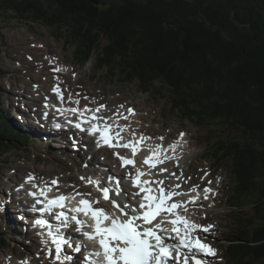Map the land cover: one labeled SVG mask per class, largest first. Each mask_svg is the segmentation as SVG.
Returning a JSON list of instances; mask_svg holds the SVG:
<instances>
[{"label":"trees","instance_id":"obj_1","mask_svg":"<svg viewBox=\"0 0 264 264\" xmlns=\"http://www.w3.org/2000/svg\"><path fill=\"white\" fill-rule=\"evenodd\" d=\"M7 13L65 27L78 62L96 53V71L206 129L212 165L231 175L225 263L264 264V0H0ZM14 130L0 103V155L28 143Z\"/></svg>","mask_w":264,"mask_h":264},{"label":"rangeland","instance_id":"obj_2","mask_svg":"<svg viewBox=\"0 0 264 264\" xmlns=\"http://www.w3.org/2000/svg\"><path fill=\"white\" fill-rule=\"evenodd\" d=\"M7 14L10 15H3L0 18V103L5 119L15 128L14 134H24L28 138L25 140L28 143H16L17 146L10 144L9 150L0 155V231L4 233L7 241L5 246L0 247V264L7 261L11 264L51 263L47 239L41 236L44 234L41 230L36 232L27 227L25 223L29 222L17 214L19 211L15 207L17 201L23 200L28 203L25 192L20 188L28 184H31V188L48 184L59 188L57 189L59 191L68 190L76 184L86 185L87 179L81 178H86L84 172L87 167L90 168L89 174L98 176L104 170H98L97 163L105 167L113 162L114 156L108 155L106 163L99 151L92 153L86 146L81 148L76 145L80 152L78 155L71 150L70 145L62 148L57 143H61L64 137L56 143L54 135L57 134H52L53 132L45 126L37 124L31 126L33 123L27 121L26 116L32 117L33 108H37L35 118L40 121V116L45 114L42 111L45 109L42 100L48 94V87L57 85L62 87L68 98L67 102L77 98L87 108L90 102L96 103L92 104L93 107L105 102L109 111L120 104L134 105L138 112L124 124L125 130L127 135H145L146 149L151 148L156 135L154 133L161 138L165 134L168 137L185 131L182 140L177 141L174 146L183 147L179 152L180 158L176 161L171 160L173 162L169 164V160L164 161L159 167L152 169V172L157 178H167L166 182L173 185L177 176H182L189 191H192V182L198 183L201 180L212 182V187L216 189L214 194L216 198L204 204L205 209L198 218L205 224L215 226L208 239L216 246L222 258L226 244L223 238L232 226L230 212L234 209L230 208L226 199L231 175L227 163L221 164L218 168L212 165L213 160L206 153V144L201 143L205 136L207 140L206 129H200L194 123L182 119L175 111H170L168 105L164 106V99L161 97H153L148 92L143 93L137 81L123 84L119 78L110 79L108 75H103V71H96L94 66L96 53L87 62H78L74 57L75 43L67 41L65 27H49L29 19L15 17L13 13ZM53 68L61 70L55 73ZM22 116L28 123L24 126L20 123ZM26 125L30 126L33 131L31 133L34 134L28 130L25 132ZM43 133L49 136L46 137L49 141L44 139ZM213 135L209 134L210 137ZM84 152L85 155L82 157ZM90 156L95 162L94 168L88 163ZM76 158L78 164L74 162ZM84 161L85 167L84 164H80ZM111 168L119 171L115 166ZM159 168H165L167 172L159 173ZM95 169L97 173L93 172ZM205 172H210L213 179H205L207 175ZM173 173L175 175H172ZM30 176H33L35 181H28L30 183L25 184L23 180ZM53 180L58 183L53 185ZM92 191L87 190L85 193L89 194ZM73 196L76 197L77 194L73 193ZM1 206H5V209L1 210ZM250 208L251 204L248 203L244 211L249 212ZM32 232L40 237H36ZM25 255L26 260L21 258ZM220 258L215 261L218 264H226L224 259Z\"/></svg>","mask_w":264,"mask_h":264},{"label":"snow or ice","instance_id":"obj_3","mask_svg":"<svg viewBox=\"0 0 264 264\" xmlns=\"http://www.w3.org/2000/svg\"><path fill=\"white\" fill-rule=\"evenodd\" d=\"M54 71H60L56 68ZM59 94V88L53 89ZM61 100L63 95L60 94ZM78 103V102H77ZM104 105H100L95 110L85 107L84 109L72 108L69 111L78 113L80 120L76 123L77 128H82L84 123H88L87 129L90 134H98L97 144L103 143L110 148H129L133 158H126L116 155L121 161L122 166L132 165L135 167V175H128L133 186L138 189L133 193L139 196L137 205H122L118 202L117 197L122 194L119 187V181L116 180L115 187H100V181L87 179L88 183L96 185L97 189L102 192L104 200L108 201L119 213L109 214L104 208L93 206L99 204V201L90 202L81 199L77 207L73 209L75 213H83L91 218L92 223L89 225L92 231H83L84 221L78 219L76 215L71 216V220L78 225L77 232H83V235L89 240L96 241L99 244L100 251L96 256H103V261L89 260L86 257L87 264H207V261L200 258L198 254L215 255V249L203 242L199 235H194L198 230L208 232L212 225L202 226L188 219L182 212H186V202L175 199L183 195L177 191L179 184L166 183L167 178H157L151 171L156 169L167 156L161 155V146L157 145L150 155L143 161L148 166V170L136 165L134 157L140 151L138 145L144 143L145 137L141 136L139 140L122 142L121 132L123 129L117 123L115 127L108 123V118L97 115ZM122 107V106H121ZM129 112L132 110L129 109ZM90 114V115H88ZM183 135V134H181ZM174 147V146H172ZM159 173L167 172L165 168H159ZM172 175H175L174 173ZM145 176L150 179H144ZM33 177H29L32 180ZM109 179H113L109 177ZM179 179V177H177ZM58 182L53 180L52 184ZM198 186H193L192 191H196ZM47 188H41L39 195L45 199L37 198V204H44L40 212H52L55 207L63 209L65 207L66 197L63 195L49 199L47 197ZM211 188H205V194L211 192ZM36 196V193H31ZM126 195V194H125ZM197 197H190L188 202L194 203ZM207 195H205V199ZM46 201V202H45ZM56 220L60 225L53 226L45 219L36 220V224L47 229V235L55 247L56 260H62V251L65 245L72 246V242L66 238L60 230L61 227L67 226L69 217L61 211L56 215ZM155 221V223H154ZM167 225H171L168 227ZM174 234V236H173ZM174 241V242H168ZM75 252L81 251V245L74 247ZM72 257L63 256V260H69Z\"/></svg>","mask_w":264,"mask_h":264},{"label":"bare ground","instance_id":"obj_4","mask_svg":"<svg viewBox=\"0 0 264 264\" xmlns=\"http://www.w3.org/2000/svg\"><path fill=\"white\" fill-rule=\"evenodd\" d=\"M163 114V113H162ZM171 114V113H170ZM165 115V114H164ZM177 115V114H176ZM23 117V119H22V121L20 122V123H22L21 125L22 126H24V124L26 123V124H28L27 123V121L25 120V118H24V116H22ZM178 117V116H177ZM33 123V122H32ZM26 127V131L25 132H27V130L28 131H30L29 133H31V132H33L32 131V129L31 128H29L30 126H25ZM47 128V127H46ZM46 128H43V129H46ZM35 129V128H34ZM19 130H21V129H19ZM50 132H51V130H49ZM53 133L52 134H57V135H54L55 136V138H54V140H55V142L57 143V140H61V138H63V140L61 141V143H57V145L58 146H60V147H62V148H65V147H67V145H69V144H71V140L68 138V139H65L66 137H65V135H63L62 133H60V132H57V131H52ZM31 134H34V133H31ZM19 135V134H18ZM44 135V139H46V140H48V138H46V137H49V136H47L45 133L43 134ZM52 139H53V136H52ZM49 141V140H48ZM78 147L80 146L79 144H76ZM95 152H97V151H95ZM103 152L104 153H108V149H104L103 150ZM80 152L78 151V148H77V150H76V154L78 155ZM100 153V152H99ZM109 154V153H108ZM85 155V153L82 155V157ZM81 157V156H80ZM86 157H87V154H86ZM74 159V158H73ZM88 163L90 164V166H92V168H94L95 167V162H94V160H93V158H91L90 160H88ZM213 164V163H212ZM88 169H90L89 167H87L86 168V173L89 175V176H91L92 178H94V179H98V180H102V179H100V178H98V176L97 175H95V174H93V176H92V174H89L88 173ZM97 169H95V171H96ZM94 170H93V172L94 173H97V171L95 172ZM99 172V171H98ZM102 173H106V170H104ZM36 174V173H35ZM14 180V179H13ZM25 182V181H24ZM100 183H102V182H100ZM81 186V189H83V190H86L87 189V187L86 186H84V185H80ZM196 192V191H195ZM26 200H29L28 198L26 199ZM18 202V201H17ZM7 205V204H6ZM19 206V205H18ZM16 207V210H19L18 212H23L24 210H25V208H23V209H21L20 210V207H17V206H15ZM18 208V209H17ZM5 209V208H4ZM26 215H29V213L28 212H26ZM24 217V216H23ZM26 220H27V218H25ZM19 222V221H18ZM27 232V231H26ZM38 237H40V235L38 236ZM43 237V236H42Z\"/></svg>","mask_w":264,"mask_h":264}]
</instances>
